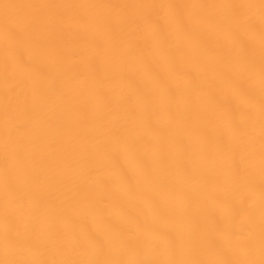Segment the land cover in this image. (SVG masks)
Instances as JSON below:
<instances>
[{
	"label": "bare ground",
	"instance_id": "bare-ground-1",
	"mask_svg": "<svg viewBox=\"0 0 264 264\" xmlns=\"http://www.w3.org/2000/svg\"><path fill=\"white\" fill-rule=\"evenodd\" d=\"M0 264H264V0H0Z\"/></svg>",
	"mask_w": 264,
	"mask_h": 264
}]
</instances>
